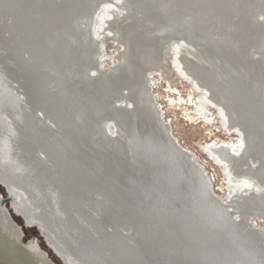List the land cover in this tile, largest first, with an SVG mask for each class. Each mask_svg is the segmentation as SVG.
<instances>
[{
    "label": "bare ground",
    "instance_id": "1",
    "mask_svg": "<svg viewBox=\"0 0 264 264\" xmlns=\"http://www.w3.org/2000/svg\"><path fill=\"white\" fill-rule=\"evenodd\" d=\"M143 1L149 17L140 18L141 26L152 43L178 30L233 54L244 45L242 56L210 59L197 70L191 59L181 62L208 98L227 111L228 127L240 133L237 142L206 146L226 167L233 187L239 186L230 206L211 197L206 168L169 135L172 130L151 93L155 78L149 75L161 69L172 81L167 60L149 57L138 43L144 54L131 44L130 50L125 47L127 57L120 51L117 64L105 66L102 42L86 21L101 0H0V182L24 192L19 209L29 220L42 221L50 243L69 264H264V229L255 228L253 219L264 220V51H259L264 50V25L258 9L248 11L256 0ZM195 1L200 6L193 8ZM234 1L239 7L231 9ZM110 15L115 26L118 14L110 10ZM91 109L97 116L106 110L112 116L91 123ZM110 119L120 143L108 134ZM78 123L84 139L76 136ZM138 126L143 133L153 129L147 143ZM151 142L164 151L162 157L181 162L180 172L173 173L183 177L178 186L201 190L195 203L184 202L187 213L161 216L151 183H139L142 177L147 182L163 178L164 167L170 172L163 165L152 171L144 160ZM74 162L83 166L76 181ZM173 175L159 190L176 182ZM254 189L258 192L248 195ZM195 208L204 211L200 217L214 225L212 230L221 227L219 236L193 230L202 222ZM240 212L242 217L234 219ZM3 233L11 235L7 215ZM244 242L256 243L257 250L238 246ZM16 247L0 245V264H34Z\"/></svg>",
    "mask_w": 264,
    "mask_h": 264
},
{
    "label": "rangeland",
    "instance_id": "2",
    "mask_svg": "<svg viewBox=\"0 0 264 264\" xmlns=\"http://www.w3.org/2000/svg\"><path fill=\"white\" fill-rule=\"evenodd\" d=\"M261 2L262 0H256L257 5H252L250 7L251 9L248 11L251 12L253 9H258V14L261 13L258 22L262 20L260 24L264 25V5H261ZM196 4L198 5L195 1L193 4L190 3V6L196 8ZM99 6L98 12L95 11L92 13L90 15V20L86 19V21H88L87 28L92 24L91 32L93 31L94 39L102 42V51L103 57H105L106 67L110 68L117 64L120 51H123L125 57H127L128 49L126 52L124 51L127 47L130 50L131 44L144 54L139 48L138 43L144 45L143 48L147 53L149 52V57L167 60L172 81H168L160 74L161 69L149 74L155 78L150 84V86L152 85L151 93L155 95L154 97L156 98L158 108L162 112L163 120L172 130L173 136L178 139L183 148L192 151L198 158L200 164L206 168L207 173L204 172L203 174L204 178H206L204 181H207L208 191L213 194L216 199L220 200L224 206L229 207L232 200L230 197L236 196V189H239V186H236L237 188L233 187V184L229 180L226 167L220 164L218 160L208 152L206 146L213 141L229 140L237 142L240 133L239 131H235L234 128L228 127L227 111L224 112L223 109L219 108L221 106L220 104L218 105L215 100L208 98L207 94L209 93H206L204 87L201 88V85L199 86L197 84L198 82L194 80V77L187 69L185 71L183 70V64L181 62L182 59H191L193 63L191 68L197 70L201 66H208L207 61L210 59H223L222 57L224 55H227L226 57L229 56L231 59H236V55L242 56L245 51L244 45L232 49L235 51L233 54L232 52L221 49L219 44L210 43L207 39L198 38V36H189L178 30H174L173 33L169 35H165L166 37L159 41L154 39V43H152L150 40L152 39L150 37L151 35L148 36V34L145 33V28L141 26V19L149 17V14L146 12L148 5L145 1L101 0ZM236 6H238V1H234L231 9H235ZM110 10L118 14L115 26H113V22L112 26L110 25V20L112 19ZM87 28L83 34L84 41L88 31ZM85 44L86 59H89V55L91 58L89 43L85 42ZM259 51L261 55H263L264 50L260 49ZM255 56H258L256 58L260 59L262 57L259 53ZM145 57L147 58L146 55ZM86 66L87 65H85V67ZM111 116L112 115L106 110L99 116H96L95 121L99 118L100 122L103 123ZM110 120V128H106L111 134L117 136L118 133L116 132L117 127L115 122H112L113 119ZM150 122L151 120L148 119V125ZM231 124L230 122V125ZM113 125H115V127H113ZM0 136H2V134H0ZM252 161L258 166V160L252 159ZM157 167H160V165H157ZM262 180L264 181V178ZM8 189L13 196V201L7 203L6 207H8L14 221L9 217L6 209H4L0 202V207H3V211L0 209V245L5 244L9 246L13 244L14 247L17 246L16 248L23 252L25 256H29L28 258H30L31 262L34 264H69V261H66V257L61 254L56 246L50 243L46 235L50 246L42 233L32 226H28L23 217L20 216V214H22L30 224L37 223L44 232L41 220L38 219L37 221L33 218L29 220L20 210L24 200V192L17 189ZM242 189H246V187H241L240 190ZM252 192L257 193L258 190L254 189V191H249L248 195H251ZM0 195L4 198L9 197L8 191L1 185ZM35 211L36 210H34V212ZM3 215L9 217L11 235H5V233H3ZM241 217V212L234 215V219L239 220ZM253 219L254 222H256L255 228L260 230L264 229V220L261 219V216L255 215ZM18 226L21 227L22 232ZM33 237L37 238L40 247L47 253L51 261L41 248H39L38 244L33 241L29 242ZM260 262L263 264V260ZM73 264H78V262L74 261Z\"/></svg>",
    "mask_w": 264,
    "mask_h": 264
},
{
    "label": "water",
    "instance_id": "3",
    "mask_svg": "<svg viewBox=\"0 0 264 264\" xmlns=\"http://www.w3.org/2000/svg\"><path fill=\"white\" fill-rule=\"evenodd\" d=\"M5 40V42L7 41L6 39H4ZM1 75H3V74H0V77H1ZM76 90V89H75ZM69 91V90H68ZM74 91V90H73ZM79 91H80V89H79ZM66 92H67V90H66ZM70 92H72V91H69L68 93H70ZM95 92H97V91H95ZM79 95H82V94H78L77 96L79 97ZM94 96V95H93ZM82 97H84V98H87V95H82ZM78 108V107H77ZM91 108V107H90ZM98 109V108H97ZM97 109H91V111H92V113L93 114H91L90 112H88V114L90 115V117H91V123L92 122H94L95 123V118H96V116H97ZM81 127L82 126H80L79 125V123H78V127L76 128V136H78V138L80 139V138H85V136H83L82 135V129H81ZM137 130L140 132V135H141V138H145V142L144 143H147L150 139H151V136H149L150 134H152L153 135V130H152V128H150L147 132H145V133H143V131H142V127H137ZM171 130V129H170ZM109 132V131H108ZM109 134V136L111 137V139L112 138H115L116 139V141H118L119 143L120 142H122V140H120L121 138H119V136H116V135H114V136H112L111 135V133L109 132L108 133ZM169 135L171 136V137H174L173 136V134H172V132H169ZM106 137H108V136H106ZM109 138V137H108ZM108 141V140H107ZM170 142V144H172L173 146L175 145V143H176V145H177V142H171V141H169ZM125 145V144H124ZM178 146V145H177ZM180 146V145H179ZM178 146V147H179ZM149 150L148 151H146V153H147V156H146V158L144 159L149 165H150V168H151V170L152 171H154L155 169H154V166L155 165H160V166H168V169H170V172H168L167 171V169H166V167H164V172H163V174L161 175L163 178H160V176L158 177V175H156L159 179H158V181H157V179L155 178V176H153V178H152V180L150 181V182H147V181H145L144 179H143V177L139 180V183L140 184H144V182L145 183H148V184H150L151 183V185H152V193L154 192L155 193V196H156V198H157V201H158V203H160L161 204V206H162V208H161V210L159 211L160 212V215L161 216H164V217H166V218H169V217H171L172 215H174V214H180L181 213V211H183V214L184 213H187V209L186 208H184L183 207V204H184V202H185V204H187V203H195L197 200H198V198H200L199 197V193L201 192V190H198L197 188H192V189H189L190 191H191V193H190V191L188 192V190H186V189H183L182 187H180V186H178L176 183L180 180V178H183V177H177V176H174L173 175V173L174 172H180V170L178 169V168H180L179 167V165H181L180 163V161L178 160L177 161V159H171L170 157H167V155L166 154H164V156L162 157L160 154H162V153H164V151H162V150H160L157 146L154 148V146H153V144H152V142L149 144ZM180 148V147H179ZM105 149L106 150H108V152H112V148L110 147V145H106L105 146ZM152 150V151H151ZM182 156H183V154H182ZM183 158H184V156H183ZM194 163L196 162V161H193ZM163 163V164H162ZM115 168H116V166H114ZM121 167V166H120ZM74 168L76 169V175H75V177H74V180L76 181L77 179H78V177H79V173L81 172V169L83 168V166H82V164H80V163H76L75 164V162H74ZM35 171V170H34ZM36 172V171H35ZM37 174H38V172H36ZM173 175V177L175 178L174 180L176 181L175 183H171V185H168V186H166L165 188H162L163 190H159L160 189V187L162 186V185H166V184H163V182H164V180H166L170 175ZM39 175V174H38ZM138 175H140L139 177H141V174L139 173ZM204 176V175H203ZM138 177V176H137ZM138 177V178H139ZM0 185L1 186H3V187H5L6 188V190L8 191V193H9V197H7V198H4L2 195H0V202H1V205H3V207H4V209H6V212H7V214L9 215V217L13 220V217H12V215H11V213H10V211H9V209H8V207H6V204L7 203H10V202H12L13 201V196L11 195V193H10V191H9V189L7 188V185H5L3 182H0ZM173 188L174 189H176L177 191L175 192L174 190H173ZM199 192V193H198ZM172 193V194H171ZM202 193V192H201ZM209 194L211 195V197H213V198H215L214 197V195L213 194H211L210 192H209ZM145 199H147L146 197H145ZM216 199V198H215ZM221 202V201H220ZM195 210H196V214H197V216L198 217H200V216H204V211L203 210H201V209H198V208H195ZM189 213H191L190 211H189ZM20 214V213H19ZM20 216H22L23 217V219L25 220V222L27 223V225L28 226H32L33 228H36L37 230H39L41 233H42V235L45 237V239H46V241H47V243H48V245L50 246V244H49V242H48V240H47V238H46V236H45V234H44V232H43V230H42V228L37 224V223H32V224H30V223H28L27 222V220H26V218L22 215V214H20ZM201 218V217H200ZM202 219V222H200V225L198 224V225H193L194 227H193V230L195 229V230H197L196 231V233H199V235H206L207 233H209V234H211V235H217V236H219V234H221L222 233V229H221V227L218 225L217 226V229H216V232H215V230H212V228H213V226L214 225H211V226H207L208 224H207V219H205V218H201ZM234 220V219H233ZM14 221V220H13ZM216 222H217V220H215ZM15 223V222H14ZM225 223L226 224H232V225H237L238 224V222H229V223H227L226 222V220H225ZM16 224V223H15ZM17 225V224H16ZM18 228H20V230H21V227H19L18 226ZM173 231V230H172ZM21 232H22V230H21ZM221 236V235H220ZM35 242L36 244H38V246H39V248H41L40 247V245H39V243H38V240H37V238L36 237H33L32 238V240L31 241H29V242ZM245 244H242V245H238V246H241L242 248L243 247H251V248H254L255 250H257L255 247H257L256 245V243H251V242H244ZM23 245H25V244H23ZM223 248L222 249H225L227 252H230L229 251V249L225 246V245H221ZM22 247V246H21ZM41 250L43 251V249L41 248ZM54 250V249H53ZM248 250V249H247ZM45 254H46V256H47V253L45 252V251H43ZM54 252H55V250H54ZM245 252V251H244ZM56 253V252H55ZM220 253V252H219ZM47 258H48V256H47ZM49 259V258H48ZM50 260V259H49ZM51 261V260H50ZM53 263V262H52ZM240 262H238L237 264H239ZM54 264V263H53Z\"/></svg>",
    "mask_w": 264,
    "mask_h": 264
}]
</instances>
